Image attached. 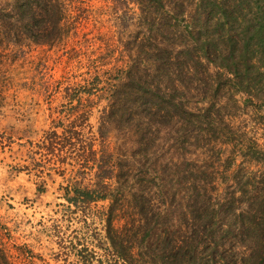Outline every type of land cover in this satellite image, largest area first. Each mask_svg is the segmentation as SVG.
I'll return each mask as SVG.
<instances>
[{
  "label": "rangeland",
  "instance_id": "1",
  "mask_svg": "<svg viewBox=\"0 0 264 264\" xmlns=\"http://www.w3.org/2000/svg\"><path fill=\"white\" fill-rule=\"evenodd\" d=\"M11 1L0 0V15H14ZM66 1L71 16L53 38L38 33L31 37L0 16V264H82L83 256L89 264H121L110 251V201L90 207L69 203L63 176L49 169L40 178L35 168L31 170V150L53 122H66V115L76 116L81 110L88 111L93 135H97L101 110L113 88L110 84L116 71L136 54L138 40L153 41L173 51L190 41L174 27L178 26L171 18L169 0L160 7L156 25H149L151 15L137 2ZM187 2L189 12L186 21L180 17L179 28L198 30L200 25L192 18L199 2ZM222 2L237 20L218 27L212 13L209 26L216 28L208 33L216 38L213 44L225 49L228 36L240 38L243 27L254 21L263 4L261 0ZM242 60L237 57L242 67L239 75L249 85L244 87L249 93L225 83L211 59L205 61L207 68L198 65L196 73L209 85L221 82L219 90L200 86L197 79L191 86H180L190 97L186 115L181 116L189 121V112L199 111L196 106H204L205 98L216 94L212 122L203 119L201 126L193 127L182 118L169 116L165 125H147L142 115L148 130L141 132L134 124L125 128L118 123L109 130V150L126 170H132V179L137 180L135 175L144 170L145 176L160 183L159 196L163 194L166 200L165 223L152 230L145 241L134 240L130 230L124 229L126 248L137 242L136 251L146 253L153 248L160 254L188 241L187 258L203 251L218 255V264H232L250 249L257 253L263 249L257 244L261 226L254 223L258 210L254 197L256 190L260 198L264 196V77L251 65L244 72ZM202 88L208 90L206 97ZM210 102L208 99L205 106ZM236 189L240 202L229 199ZM145 190L151 193L149 185ZM184 205L197 211L189 215ZM243 209L251 216L243 214ZM121 220L113 218L112 226L124 224ZM185 225L188 227L182 229ZM180 251L186 250L176 253ZM147 257H139L142 264H149L145 260L162 264L155 253ZM197 258L192 259L194 264H201Z\"/></svg>",
  "mask_w": 264,
  "mask_h": 264
},
{
  "label": "trees",
  "instance_id": "2",
  "mask_svg": "<svg viewBox=\"0 0 264 264\" xmlns=\"http://www.w3.org/2000/svg\"><path fill=\"white\" fill-rule=\"evenodd\" d=\"M125 1L127 4L130 3L129 1L141 4L145 11L147 9L146 14L151 15L150 19L153 20L149 25H156L160 7L167 0ZM197 1L199 2L196 4L198 12L192 19H195L200 27L198 30H193L192 27L179 28L180 17L186 21L185 17L189 12L187 0H169L172 7L171 18L174 17L178 26L174 27L178 28L180 34L184 37L187 35L190 39L183 42L180 49L176 48L173 51L170 47L153 41L138 40L136 54H133L132 58L116 71V76L110 84L113 88L110 87L109 90L108 104L101 110L96 136L93 135L88 111L81 110L76 116L71 113L66 115V122L63 120L53 122L51 129L45 133L40 142L33 145L31 150V170L35 168L40 178L47 174L46 171L49 169L63 176L67 181L65 198L69 203L90 207L93 203L110 201L107 209L110 251L116 262L121 264H142L139 257L145 256L148 259L147 255L152 253H155L157 260L161 259L162 264H194L192 259H196L197 255L201 264H218L219 261L218 255L203 251L199 254L193 251V258H187L188 241L178 245L172 241L171 247L173 244L174 246L170 250H163L160 254L153 248L146 249V253L136 251L139 248L135 246L137 242H131L132 246L128 245L132 248L125 247L124 229L130 230L129 233L134 240L145 241L152 230L165 223L166 200L163 194L159 196L161 190L157 185L159 186L160 183H157L154 177L145 176V171L142 170L143 172L135 175L138 177L137 180H133L132 170H126L125 165L120 164L122 160L115 158V154L109 150L107 144L109 130L117 123L125 128H131L134 124L139 131L143 132L149 129L147 126L150 125L149 123L162 126L165 125V119L169 116H172V119L184 117L188 110L187 100H190V97L181 92L180 86L183 88L191 86L192 81L197 79L200 86H210V88L216 86L214 89L219 90V86H222L221 82L215 80L216 83L209 85L196 73L198 65L208 67L205 64L206 60L215 61L218 66L217 74L225 77V83L237 86L240 92L249 93L244 89L249 85L245 84L239 75V69L242 70V67L239 68L237 57L243 59L244 72H248L251 65L256 68L260 77H264V0H261L263 6H260L254 15V21L243 27L241 37L228 36L225 49H220L217 42L213 44L216 38L211 36L212 33H208V31H215L216 28L209 26L211 14H215V23L218 27L224 26L226 21L233 23L237 20V16L235 17L233 10L223 5L222 0ZM9 3H11V9L15 10H13L14 15L10 17L9 14L0 15L1 18L4 19L3 21L6 20V24L19 27L22 32L31 37L38 33L37 35L43 38H53L57 30H64L63 21L71 16L67 14L71 7L66 0H12ZM189 61L193 64L191 65ZM207 91L202 88L201 92L205 97L208 95ZM210 95L212 98L206 97L204 106H196L195 109L199 108V111L189 112L192 121L182 118L186 121L185 123H192L193 127H196L203 124V119L212 122L211 111L215 107L217 96L213 93ZM208 99L212 102L209 106H205ZM203 101L200 100L202 103ZM142 115H145L148 121L146 126L140 119ZM139 183L142 188L138 189L136 185ZM146 185L150 186L151 193L145 190ZM238 191L234 190L229 199H238L237 201L240 202L241 195ZM256 192L254 200L259 211L256 210L255 219H253L257 226H261L257 244L261 243L263 249L259 253L255 249H250L238 256L232 264H264V196L260 198L259 191L256 190ZM222 200L224 198L220 202ZM227 201L228 199L226 203L230 204ZM185 209L189 215L197 211L189 205H184ZM245 212L248 217L251 216L248 210L243 209V214ZM116 217L123 219L124 224L119 227L112 226V219ZM248 220L252 224V219ZM187 227L185 225L182 229ZM179 249L186 251L176 253ZM180 254L182 255L179 256ZM80 259L82 264L90 263L85 256ZM145 261L153 264L148 260ZM219 264H223L222 261Z\"/></svg>",
  "mask_w": 264,
  "mask_h": 264
}]
</instances>
